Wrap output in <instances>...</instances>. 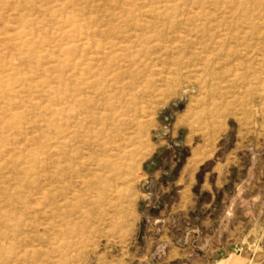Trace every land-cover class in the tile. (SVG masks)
<instances>
[{
	"label": "rangeland",
	"instance_id": "374dc122",
	"mask_svg": "<svg viewBox=\"0 0 264 264\" xmlns=\"http://www.w3.org/2000/svg\"><path fill=\"white\" fill-rule=\"evenodd\" d=\"M264 264V0H0V264Z\"/></svg>",
	"mask_w": 264,
	"mask_h": 264
},
{
	"label": "crops",
	"instance_id": "0c3cea01",
	"mask_svg": "<svg viewBox=\"0 0 264 264\" xmlns=\"http://www.w3.org/2000/svg\"><path fill=\"white\" fill-rule=\"evenodd\" d=\"M224 255L223 257H220V260L218 261L217 264H237L239 261V258L241 257V254L237 253V250L233 251H226L222 252ZM208 264H213V261L209 262Z\"/></svg>",
	"mask_w": 264,
	"mask_h": 264
}]
</instances>
